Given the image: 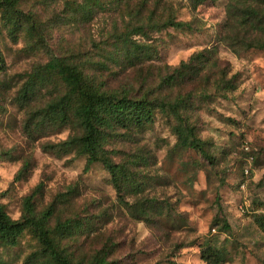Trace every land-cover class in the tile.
Here are the masks:
<instances>
[{
    "label": "rangeland",
    "instance_id": "1",
    "mask_svg": "<svg viewBox=\"0 0 264 264\" xmlns=\"http://www.w3.org/2000/svg\"><path fill=\"white\" fill-rule=\"evenodd\" d=\"M85 1L21 0L19 10L35 20L33 36L21 31L12 38L0 15V203L8 215L19 219L24 199L36 192L38 212L55 205L51 225L66 219L86 222L66 242L75 259L86 263L103 252L110 264H208L202 252L213 248L227 255L218 264H264V51L244 49L250 36L248 28L240 27V8L263 12L264 5L252 0H148L143 10L141 0H133L129 9L125 1L99 0L103 7H96L89 20L75 11ZM153 11L163 17L173 13L192 29L137 35L142 25L150 30L143 19ZM229 11L241 19H235L234 31L226 32ZM222 34L236 35L241 42L237 52L221 41ZM122 39L131 50L133 41L146 47L132 60L136 68L127 67L123 54L116 56ZM212 48L217 53L207 56L217 67L204 71L189 88L194 109L186 117L207 143L213 162L193 149L176 147L175 121L157 111L149 130L132 136L120 130L105 147L117 163L136 155L146 158L135 167L142 184L136 193L119 196L101 163L85 171L86 156L59 147L80 135L79 129L36 125L34 113L66 92L62 83L52 79L31 100H21L25 82L54 57L90 70L97 80L109 76L106 84L113 91L148 87L154 96L174 98L177 92L159 89L162 78ZM102 63L105 71L99 69ZM223 71L236 86L226 99L214 87ZM25 164L26 173L14 182ZM224 221L230 230L223 229ZM37 249L26 232L17 247L0 245V264H22Z\"/></svg>",
    "mask_w": 264,
    "mask_h": 264
},
{
    "label": "trees",
    "instance_id": "2",
    "mask_svg": "<svg viewBox=\"0 0 264 264\" xmlns=\"http://www.w3.org/2000/svg\"><path fill=\"white\" fill-rule=\"evenodd\" d=\"M20 1L0 0L1 19L12 38L21 31H25L29 36L36 33L35 20L19 10ZM116 1L119 4L125 1V9H129L133 2V0ZM252 1L257 5H264V0ZM147 2L148 0H141L138 5L146 10ZM96 7L102 8L103 4L99 0H86L84 4L76 7L75 11L90 20ZM240 9L242 19L232 11L227 12L224 30L234 31L236 29L234 21L240 18V27L248 28L247 32L250 36V40L246 42L244 40L242 47L264 51V9L263 12L246 6ZM146 23L151 26L150 30L142 25L136 30L137 35L147 37L149 33H158L167 28L192 29L190 22L177 21L173 13L163 17L157 16L153 11L146 22L143 19V24L146 25ZM221 41L226 43L232 51L239 50L238 46L241 42L236 35L228 36L227 34ZM120 42L121 47H116L117 58L123 54L127 67L136 68L138 65L132 60L136 59L146 47L133 41L135 50H131L127 39H122ZM207 53L215 54L217 50L212 48L193 56L187 63H181L162 78L159 89L162 92H177L174 98L154 96L146 86L147 84L144 85L147 87L144 90L113 91L106 84L109 76L104 78L105 80H97L90 70L87 71L65 58L54 57L25 82L21 90V100H31L36 95L37 89L40 86H46L52 79L62 83L66 92L58 100L48 104L44 110L34 113L36 125L43 126L46 122H50L79 129L80 135L70 136L60 143L59 147L86 156L85 171L94 164L101 163L109 173L119 196H122L123 192L136 193L140 191L142 184L139 182V174L136 173L135 167L146 163L144 162L146 158L136 155L117 163L112 159L111 151L106 150L105 147L110 139L118 136L120 130H123L126 136L149 130L155 123L157 111L175 121L173 132L177 137L176 147L193 149L210 163L213 162L207 150V143L197 136L196 126L186 117L194 109V92L189 88L201 80L204 71L217 67L216 62L210 64ZM99 69L105 71L108 67L102 63ZM204 80L209 83L210 78L206 76ZM233 83L234 79L227 78L223 71L221 77L215 80L214 87L216 92L226 99L227 95L236 89ZM203 96L205 97L206 94ZM118 153L119 151L115 152L116 155ZM27 169L28 165L25 164L15 176L14 182L21 180ZM35 193H31L24 199L22 215L17 220L12 219L5 206L0 203V245L2 247H17L25 233L29 232L36 240L38 249L30 253L22 264H110L107 260L108 253L103 252L97 253L91 263H86L84 259H75L74 253L66 246V242L73 239L86 222L79 219H66L51 225L55 205H50L46 210L38 212L34 204ZM223 229L230 230V226L225 221ZM202 253L203 259L208 264H218L227 258L223 250L213 248H205Z\"/></svg>",
    "mask_w": 264,
    "mask_h": 264
}]
</instances>
